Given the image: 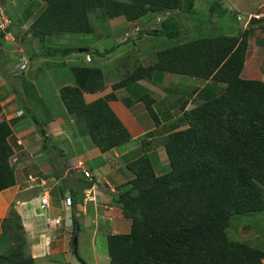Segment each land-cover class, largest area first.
I'll return each instance as SVG.
<instances>
[{
    "label": "trees",
    "instance_id": "obj_1",
    "mask_svg": "<svg viewBox=\"0 0 264 264\" xmlns=\"http://www.w3.org/2000/svg\"><path fill=\"white\" fill-rule=\"evenodd\" d=\"M43 1L45 8L30 26L32 37L41 42L94 32L91 15L97 11L104 21L120 16L137 21L150 12L198 10L197 0ZM209 3L210 17L228 13L223 0ZM168 14L158 29L142 32L165 37L154 63L135 66L112 84V92L91 102L84 93L103 90L108 82L101 67L72 65L74 82L60 89L62 104L80 132L108 152L133 139L109 103L119 99L117 89L164 72L210 81L199 104L188 109L189 99H185L180 115L162 126L170 170L156 172L147 149L154 132L140 138L143 153L127 164L134 176L113 198L131 220V227L128 232L108 233L110 264H264V248L229 234L234 217L264 213V80L242 75L252 28L213 33L205 25L197 29L200 35L189 38V33V39L180 42L179 17ZM258 22L250 20L252 25ZM77 49L61 46L50 55L64 56ZM122 99L127 106L142 101L156 126L161 125L156 98L149 92L135 100ZM37 128L45 138L44 123L39 122ZM12 132L8 120L0 121V192L16 184L9 141ZM92 183L89 180L88 185ZM74 224L78 225L76 218ZM2 228L0 264H35L13 204Z\"/></svg>",
    "mask_w": 264,
    "mask_h": 264
},
{
    "label": "crops",
    "instance_id": "obj_2",
    "mask_svg": "<svg viewBox=\"0 0 264 264\" xmlns=\"http://www.w3.org/2000/svg\"><path fill=\"white\" fill-rule=\"evenodd\" d=\"M23 4L25 6L21 13L9 11V8L7 11L11 18L10 32H13V36L15 34L14 38L22 40L25 37L26 40L13 51L10 50L11 47L6 48L0 43V54H20L26 50L25 54L30 59L28 69L19 77L11 78L16 81L13 85L6 79L4 67L17 61L9 55L0 58V121L8 120L13 128L9 141L14 150L11 162L16 173V184L0 192V223L2 224L10 205L14 203L22 218L29 253L35 258V264H87L84 258L76 259L71 256L75 253L73 238L78 236L77 230L87 224L93 225L94 234L101 232L105 236L111 232L130 230L131 220L124 216L113 198L127 188L134 176L127 164L143 153L140 138L148 132H154L149 137L153 143L147 149L156 172L162 174L170 170V162L162 142V126L172 123L180 115V104L185 99H189L188 109L199 104L204 88H207L210 81L164 72L156 73L153 79L140 80L134 85L117 89L115 92L119 99L110 100L109 103L131 131L133 139L111 151L102 152L87 135L80 132L73 117L62 104L60 89L74 82L72 65H91L95 60L103 63L111 57L115 47L102 49L98 43H93L86 49H77L78 52L76 50L61 57L50 55L53 48L71 47L68 43L70 35L48 38L44 42L34 39L30 26L46 3L43 0H25ZM182 12L187 16L188 12L174 10L150 12L137 21H129L124 16L110 19L109 26L117 37V46L121 48L122 44H126L119 53L121 58L130 54V50L136 45L151 42L150 39L160 38L164 43L163 35L142 32L158 29L160 21L158 25L156 21L158 22L159 16L163 15L164 19L168 13ZM128 30H131L132 38L129 42H124L122 36ZM44 47L47 48L45 51ZM159 47H154L151 53L146 49L141 50L140 60L143 56L144 59L139 63H154ZM88 56L91 57L90 61L87 60ZM44 67L52 70L45 71L42 69ZM58 67H63L64 70L57 73ZM120 79H107L106 87L96 93L85 92L86 101L91 102L109 94L113 91L112 84ZM145 92L156 98L154 107L161 121L159 126H156L157 123L142 101L127 106L122 99L129 97L135 100ZM52 95L56 100L52 101ZM39 122L44 123L45 138L37 128ZM164 155L167 158H163ZM84 170L94 176L95 181L90 186ZM44 196L48 203H44ZM68 198L71 200L70 205L66 203ZM74 218L78 222L77 226ZM71 226L73 229H70ZM117 227L124 230L120 231Z\"/></svg>",
    "mask_w": 264,
    "mask_h": 264
},
{
    "label": "rangeland",
    "instance_id": "obj_3",
    "mask_svg": "<svg viewBox=\"0 0 264 264\" xmlns=\"http://www.w3.org/2000/svg\"><path fill=\"white\" fill-rule=\"evenodd\" d=\"M23 2H25V0H13V1L0 0V6L6 11L7 14H9L10 13L9 11L12 10H14L17 13H21L23 6H25ZM223 2L224 5L228 8V13L224 17H219L217 14H215L213 17H210L211 15L209 13L210 11L209 0H197L196 8L198 10L196 13H188L187 16H185L183 12L181 14L173 13V15H177V17H179L178 19L182 25L183 33L182 36L180 37V42L185 41L184 39L188 37L189 33H191L189 38L194 37V35L195 36L200 35L197 29L205 25L213 33H218V32L236 33L235 31L237 30L251 27L252 31L249 38V50L247 54L245 68L243 70L244 73L243 76L245 78H255V79L264 80V0H223ZM8 8L9 11H7ZM100 13L101 11H97L92 13L91 15L92 22L96 26V30L94 32L70 34V39L68 43L70 44L71 47H77L78 50L86 49L88 45L93 43H98V46L102 49L115 47V50L111 52L110 54L111 57H109L107 61L100 63L99 60H95L90 63L91 65L103 68V71L105 72L107 79L109 80L114 77L115 78L117 77V79L123 78L127 73L133 70L135 66L139 64H143V63H139L144 59L143 56V58L140 60L141 50L146 49L147 52L151 53L153 52L154 47H158L164 44L160 38H155L153 40L149 38L151 42L148 43L146 42L136 45L133 50H130L132 51L130 54H126L125 57L121 58L120 56L121 54L119 53L122 50H124L126 44H122L123 46H121V48L117 46V41H116L117 37L115 36L114 32H111L109 21H104L102 20V18L98 17ZM162 17L159 16L160 19H162ZM251 18H257L258 20H260V22L252 25L250 23ZM160 19H158V22L156 21L157 25L159 24ZM25 26L29 27L27 24H25ZM12 33L13 32L11 31L10 34H8L9 35L8 38L10 41L6 40V37L4 36L3 37L4 40H0V43L7 46L6 48L11 47L10 50L13 51L16 49L18 45L22 46L24 40L26 39L25 37L22 40L18 37L14 38L15 34L13 36ZM25 33L27 34L28 32ZM130 38H132V33L131 30H128L127 34L125 33L122 36V39L124 40V42H129ZM24 47L25 48L27 47V43L25 44ZM45 47L43 49L44 51L47 49ZM25 53L26 50L24 53H20V54L17 52L15 53L9 52L8 54L5 55L0 54V58L2 56L7 57V55H9L10 57H14L18 62L21 55ZM81 53L84 54V52ZM145 55H147V53H145ZM17 62H15L9 67L8 66L4 67L5 74L7 75L6 79L11 81L12 82L11 84L13 85L16 84L15 83L16 81L11 80V78L19 77V74L14 76L11 75L9 72L14 68V65ZM132 65L134 66L132 67ZM143 65H147V64H143ZM42 69L45 71L52 70V68L47 69V67H44ZM63 70H64L63 67H58L57 73H60ZM147 79H153V78H147ZM43 81H45V79H43ZM48 82L50 83L51 80H48ZM11 93H13V91ZM51 99L52 101L56 100V98L53 95ZM59 110L60 108L58 109V111ZM163 158H167L166 155H164ZM12 204L14 205V203ZM12 204L9 207L8 213L10 211ZM88 225L90 224H87V226ZM87 226L77 230L78 254L72 253L74 255L71 254V256L73 258L75 257L76 259L78 257H82L87 261V264H110V259L108 255L107 235L105 236L101 232H99L98 234L95 233L96 234L95 235L93 225H90L89 227ZM71 228L72 226L70 227V229ZM117 229L120 231H122V229L124 230V228H118V227ZM2 231L3 228H2V224L0 223V235ZM229 234L233 239L245 240L251 243L252 245L264 248V213L251 214L245 217L243 216L234 217L229 227ZM0 249H2V247H0ZM28 252H30L29 242H28ZM82 262L85 263L84 261Z\"/></svg>",
    "mask_w": 264,
    "mask_h": 264
},
{
    "label": "built area",
    "instance_id": "obj_4",
    "mask_svg": "<svg viewBox=\"0 0 264 264\" xmlns=\"http://www.w3.org/2000/svg\"><path fill=\"white\" fill-rule=\"evenodd\" d=\"M161 20L162 19H160V21ZM10 26H11V18L8 16L6 11L0 6V36L3 34V36L8 38L9 37L8 34H10V31H9ZM87 60L90 61L91 57L88 56ZM29 65H30V61H29L28 55L22 54L21 57L19 58V61L14 65V68L12 70H10L9 73L11 75H14V76H16L18 74L20 75V74H22L23 72H25L28 69ZM19 113L21 114L22 111L19 112ZM84 173H85L86 177L89 180H94L93 174H91L87 170H84ZM43 200H44V203H48L47 197L44 196ZM66 203L68 205H70L71 204V200L68 198L66 200Z\"/></svg>",
    "mask_w": 264,
    "mask_h": 264
},
{
    "label": "water",
    "instance_id": "obj_5",
    "mask_svg": "<svg viewBox=\"0 0 264 264\" xmlns=\"http://www.w3.org/2000/svg\"><path fill=\"white\" fill-rule=\"evenodd\" d=\"M73 244H74V252L78 254V236H75L73 238Z\"/></svg>",
    "mask_w": 264,
    "mask_h": 264
}]
</instances>
